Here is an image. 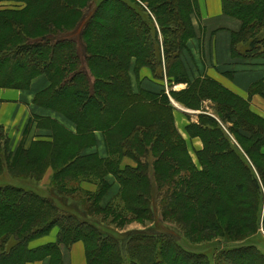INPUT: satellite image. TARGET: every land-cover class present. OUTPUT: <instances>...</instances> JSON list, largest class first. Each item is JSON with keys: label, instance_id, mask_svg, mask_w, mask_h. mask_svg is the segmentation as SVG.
<instances>
[{"label": "trees", "instance_id": "16d2710c", "mask_svg": "<svg viewBox=\"0 0 264 264\" xmlns=\"http://www.w3.org/2000/svg\"><path fill=\"white\" fill-rule=\"evenodd\" d=\"M0 2L25 5L0 10V88L28 90L45 76L49 87L34 105L75 128L51 116L30 120L25 137L36 127L38 141L26 147L23 140L9 169L24 183L23 176L39 181L41 194L0 185V264H63L62 248L78 242L87 264H212L211 256L181 246L170 218L193 242L230 239L233 246L221 249L215 264H264L256 246L233 244L264 230V119L219 82L191 80L185 53L197 36L198 0ZM222 4L241 23L232 58L264 64V0ZM144 68L167 81L169 94L133 89L132 74ZM179 85L186 89L174 91ZM257 93L264 97V81L250 91ZM171 98L191 110L205 101L215 105L213 114L187 127L203 141L202 172L189 165ZM97 133L105 158L87 153L97 146ZM8 140L0 127L3 154ZM125 160L135 167H123ZM49 170L50 185L42 188ZM110 177L119 186L113 199ZM85 182L96 191L83 190ZM134 223L151 226L124 230ZM53 229L56 243L30 249Z\"/></svg>", "mask_w": 264, "mask_h": 264}, {"label": "crops", "instance_id": "0c3cea01", "mask_svg": "<svg viewBox=\"0 0 264 264\" xmlns=\"http://www.w3.org/2000/svg\"><path fill=\"white\" fill-rule=\"evenodd\" d=\"M199 13L193 19L197 36L189 44L191 56L186 52L185 60L190 69V78H211L219 82L223 87L232 93L249 101L251 110L256 115L264 119V97L257 93L251 96L250 91L257 83L264 81V64H243L232 58L231 39L234 33L241 29L239 20L228 17L223 12L222 0H198ZM202 42V51L198 50L199 43ZM133 82L138 88L159 92L166 90L169 94L167 81H157L154 79L151 70L144 68L139 72L138 77L132 74ZM49 87V82L45 76L36 78L28 90H15L0 88V127L11 139L13 147L16 148L24 139V133L34 116H51L56 118L61 124L72 131L75 128L69 125L63 118L55 114L41 110L34 105L36 95ZM186 89V85H179L173 88L174 91L180 92ZM173 102V99L171 98ZM175 122L179 132L188 142L190 137L187 134L189 127L194 120L188 117H196L200 112L183 110L182 107L174 104ZM39 131L36 127L32 128L27 136L26 144L30 145L35 140ZM97 146L88 150L87 153L98 152L102 158L106 157L105 142L102 133L96 134ZM193 141L196 150L201 149V143L198 140ZM264 153V149H263ZM134 166L129 160L123 162V167ZM135 167V166H134ZM52 177V171L49 170L41 183L42 188L48 187ZM114 187L111 192L112 199L118 194L119 186L115 180L110 177ZM88 184L90 187H84ZM84 190L96 191V186L85 182ZM140 230V229H139ZM58 229H53L51 233L41 239L31 243L30 249L54 244L58 239ZM63 264H87L85 245L82 242L74 244L70 250L62 248ZM31 264H51L50 260L36 262Z\"/></svg>", "mask_w": 264, "mask_h": 264}, {"label": "rangeland", "instance_id": "374dc122", "mask_svg": "<svg viewBox=\"0 0 264 264\" xmlns=\"http://www.w3.org/2000/svg\"><path fill=\"white\" fill-rule=\"evenodd\" d=\"M24 7H25V5L22 3L0 2V10L16 9V8H24ZM197 16H198V14H197ZM191 41L189 42V44L191 43ZM188 47H189V45H188ZM202 49H203V47H202V42H201V43H199L198 50L202 51ZM187 52H188V56L192 55L191 54V48H188ZM185 56H186V53H185ZM132 84H133V89L135 91L138 90V87L135 86V84L133 82V78H132ZM171 103H172V107L174 109V117H175V110L177 111V108L174 106V104L182 107V109L184 108L183 110H185V111L189 110V111H194V112H200V113H198V115H196V117H193V115H190V117H188L191 121L194 120V122H192L193 125L199 124L200 116H202L203 114H213V111L215 108L214 103L209 102V101L203 102L202 106L199 110L187 109L185 106L177 103L175 100H173V102L171 101ZM188 136L190 137L191 140L196 139L201 143V149L197 151L196 148L192 144L193 141L189 140L187 142L184 139L186 141L187 150H188V154H189V165H190V161H191V164L195 168V170L202 172V171H204L205 167L201 161L200 156L198 155V152H200L204 149L203 141L201 140V138L191 136L189 134H188ZM182 137H183V135H182ZM25 139H27V137H25V133H24V139L23 140L25 141ZM35 141H38V137L35 138ZM22 143H23V141L21 142L20 145H18L16 148H14L12 141L9 138L8 143H7V151L8 152H6L5 154H3V152H0V159H1V162L3 165L2 171L0 172V185L1 186L12 185L14 187H25V188L40 192V194H41L40 187H39V185H40L39 181L28 178L27 176H23L26 180V183H24L25 181L20 180V177L16 176L15 171L12 172L9 169V166L11 164V156H14L16 154V152L18 151V149L21 146H23ZM25 146L29 147L28 144ZM1 150L6 151L4 146H2V148H0V151ZM129 161L131 163H133L131 160H129ZM133 165H135V164L133 163ZM37 177H39V174L37 175ZM83 184L84 183H82V188H83ZM49 185H50V183H49ZM84 187L89 188L90 186L88 184H84ZM83 190H84V188H83ZM226 190L229 193L232 192L231 189H226ZM44 195H46V193H44ZM82 206L84 208V205H82ZM84 210H88V208H86ZM161 213L163 214V212L160 210V215H161ZM173 219L174 218H170L167 223L171 227L172 232L176 236V238L180 239V237H181V242H182V243H180L181 246L188 251L211 256L212 257V259H211L212 264H215L216 255H217V253H219V251H221V249H228V247L233 246L232 244L228 245L230 243L228 240H230V239H227V237L225 235H221V236L213 238V239L211 238L209 240H200V241L193 242L194 237L189 236L187 231H185L182 227L177 225V223L175 221H173ZM150 226L151 225H149V224L144 226L141 224L134 223L132 225L127 226L124 230L126 231V230H135V229H147ZM241 242H243L242 245L256 246V248L264 255V230L261 229L258 234L249 235L245 239V241L243 239L241 241H236V242H234V243L232 242V243L238 245V243H241Z\"/></svg>", "mask_w": 264, "mask_h": 264}]
</instances>
